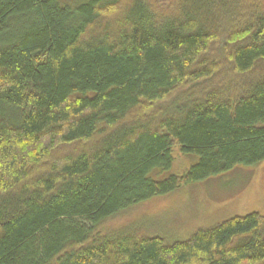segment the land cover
I'll list each match as a JSON object with an SVG mask.
<instances>
[{"label":"trees","instance_id":"trees-1","mask_svg":"<svg viewBox=\"0 0 264 264\" xmlns=\"http://www.w3.org/2000/svg\"><path fill=\"white\" fill-rule=\"evenodd\" d=\"M263 161L264 0H0V264H260L261 212L118 221Z\"/></svg>","mask_w":264,"mask_h":264},{"label":"rangeland","instance_id":"rangeland-1","mask_svg":"<svg viewBox=\"0 0 264 264\" xmlns=\"http://www.w3.org/2000/svg\"><path fill=\"white\" fill-rule=\"evenodd\" d=\"M175 156L173 171H183L197 160L178 150ZM255 211L264 213V161L255 166H238L146 201L121 215L118 222L143 224L173 240L187 238L195 230L230 216Z\"/></svg>","mask_w":264,"mask_h":264}]
</instances>
